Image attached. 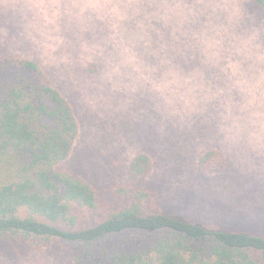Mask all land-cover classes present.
<instances>
[{"label":"rangeland","instance_id":"obj_1","mask_svg":"<svg viewBox=\"0 0 264 264\" xmlns=\"http://www.w3.org/2000/svg\"><path fill=\"white\" fill-rule=\"evenodd\" d=\"M2 56L38 62L73 107L80 137L61 170L102 188L149 155L143 186L167 215L264 235V12L252 0H0ZM210 150L224 172L200 170ZM0 264L75 261L0 241Z\"/></svg>","mask_w":264,"mask_h":264},{"label":"trees","instance_id":"obj_2","mask_svg":"<svg viewBox=\"0 0 264 264\" xmlns=\"http://www.w3.org/2000/svg\"><path fill=\"white\" fill-rule=\"evenodd\" d=\"M252 2L264 12V0ZM79 137L73 107L43 67L0 57V241L59 245L75 264H264V235L167 215L143 186L155 169L149 155L131 162L127 183L102 188L61 170ZM199 168L220 174L227 159L210 150Z\"/></svg>","mask_w":264,"mask_h":264}]
</instances>
